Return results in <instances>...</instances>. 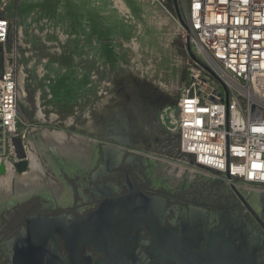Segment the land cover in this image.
Here are the masks:
<instances>
[{
    "label": "rangeland",
    "instance_id": "1",
    "mask_svg": "<svg viewBox=\"0 0 264 264\" xmlns=\"http://www.w3.org/2000/svg\"><path fill=\"white\" fill-rule=\"evenodd\" d=\"M120 1L129 13L122 11ZM120 1L0 0V19L11 26L9 42L0 46V74L6 65L15 66L20 121L29 124L22 128L25 151L37 152L27 144L32 131L33 135L45 129L62 131L93 145L96 141L160 159H153L156 175L162 160L182 166L185 170L163 164L168 175L183 172L179 184L186 180L204 185L205 177H196L193 169L186 170L177 159L178 92L188 78L190 47L178 13L186 23L187 0ZM41 111L44 120L39 119ZM53 115L59 119L53 121ZM89 127L93 132L127 131L133 143L154 141L162 150L155 154L118 145L90 133ZM159 131L165 141L154 137ZM40 132L30 143H37ZM5 158L14 161L10 152ZM47 173L50 181L57 182L53 170ZM39 206L31 200L14 207L12 229L20 226V216L36 212ZM5 213L11 215L10 210ZM9 231L6 227L0 236Z\"/></svg>",
    "mask_w": 264,
    "mask_h": 264
},
{
    "label": "built area",
    "instance_id": "2",
    "mask_svg": "<svg viewBox=\"0 0 264 264\" xmlns=\"http://www.w3.org/2000/svg\"><path fill=\"white\" fill-rule=\"evenodd\" d=\"M188 78L178 92L177 152L196 177L230 190L264 192V0H187ZM0 19V46L10 40ZM19 84L0 74V157L19 162ZM9 160L8 158H5Z\"/></svg>",
    "mask_w": 264,
    "mask_h": 264
},
{
    "label": "flooded vegetation",
    "instance_id": "3",
    "mask_svg": "<svg viewBox=\"0 0 264 264\" xmlns=\"http://www.w3.org/2000/svg\"><path fill=\"white\" fill-rule=\"evenodd\" d=\"M107 145L95 144L84 166L77 160L63 161L55 157L52 163L58 177L57 182L65 187L62 198L50 188L45 194L22 201L24 204L36 200L40 206L36 212L20 216L22 219L20 218L19 227L12 229L15 222L14 207L22 204L0 203V232L6 230V227L11 229L8 235L0 236V264H13L16 246L19 241L28 239L27 223L33 217L42 220L35 222V228H44V224L61 216H67L70 225L97 211L109 200L142 194L166 200L165 207L158 212L160 223L165 229L199 238L208 231L218 229L224 222L230 230L239 234V244L257 255L261 263H264V198H257L258 207L246 205L234 191L209 179L202 181L204 185H194L193 181L188 183L186 180L174 185L163 166L160 167L159 174L153 173L157 162L146 155L120 148L110 150L105 147ZM50 156L53 154L50 153ZM32 209L35 206L31 208L33 212ZM8 210L11 215L5 213ZM3 218L4 229H1ZM191 218L194 219L193 223ZM58 226L56 228L60 229L61 224ZM37 233L35 230L34 234L43 239L37 248L41 257H35L34 263L31 261L30 264H64L68 255L62 237L53 231ZM132 237L127 240L126 250L132 251L133 264H177L171 255L166 256L165 253L162 254V259L153 257L157 251L164 250L154 248L153 237L147 228L140 226L137 231L132 232ZM20 245L23 244L20 242ZM87 253H91L93 260L99 257L88 247L85 255ZM128 264H132L131 260H128Z\"/></svg>",
    "mask_w": 264,
    "mask_h": 264
},
{
    "label": "water",
    "instance_id": "4",
    "mask_svg": "<svg viewBox=\"0 0 264 264\" xmlns=\"http://www.w3.org/2000/svg\"><path fill=\"white\" fill-rule=\"evenodd\" d=\"M179 21L187 28L182 16L178 13ZM190 50V47H189ZM110 150H119L117 147L105 146ZM180 163L194 165V157L188 158L177 152ZM27 156L22 151L19 142V162L14 164L17 172L22 173L28 169ZM0 167V172L4 171ZM223 184L222 181H218ZM236 195L246 205L258 207L257 198H264V192H250L247 190H235ZM166 205V200L148 195H132L123 199H112L102 204L97 211L68 225L67 216H61L49 223L46 227L35 228V222L42 221L38 217L28 220V234L26 240L19 241L13 264L34 263L35 257H41L37 248L40 239L37 233L50 231L60 235L65 243L67 260L64 264H128V260L134 263L132 251H127V240H131L132 232L140 226L147 228L154 241V248L163 249L157 251L154 258L162 259L163 253L171 255L177 264H264L257 255L245 248L240 243V236L234 230H230L226 223L212 232H206L201 237H189L180 231L165 229L160 223L158 212ZM192 223L194 219L191 218ZM58 224L61 228L57 229ZM228 227V228H227ZM41 228V229H40ZM37 233V234H38ZM20 242L23 244L20 245ZM92 249L99 255L93 260L91 253H86V248Z\"/></svg>",
    "mask_w": 264,
    "mask_h": 264
},
{
    "label": "bare ground",
    "instance_id": "5",
    "mask_svg": "<svg viewBox=\"0 0 264 264\" xmlns=\"http://www.w3.org/2000/svg\"><path fill=\"white\" fill-rule=\"evenodd\" d=\"M20 81L23 87V76H21ZM135 109L138 111L137 107H135ZM40 115L42 116V112ZM139 118L141 119L143 116L139 114ZM123 125L126 126L125 128L128 131V124L126 120L123 121ZM140 125L142 128V121ZM88 129L90 133L93 132L90 127ZM127 131L126 134H123L122 132L120 133L117 129L112 133H110L109 130H106L105 132L97 130L93 133H95L97 137L105 139L109 142L122 146L133 147L142 151L149 150L155 154L156 152L159 154L162 150V147L154 141H151L148 144L143 142L133 143ZM154 137H159L162 141H165L166 139V136L160 133V131L154 134ZM36 140L37 143L32 141L30 143L29 140L30 145H33L37 152L29 151L27 153L26 160H28V169L22 173L15 170L14 162L0 157V167L3 166L5 168L3 172H0V203H19L35 195L45 194L50 188H53L58 197L62 198L65 192V187H63V185L59 182L50 181L47 176V170H53V172L56 171L54 163H52L54 161L53 159L58 157L63 159V161L77 160L82 166H84L88 161L91 151L94 150L93 146L95 145V143L93 145L91 141L80 136L70 138L65 132H52L47 129L41 131ZM35 144L38 146V149ZM50 153H52L53 156H50ZM151 159L160 160L153 157H151ZM162 163L168 167H176L179 168V170H185L182 166L171 164L165 160H162ZM192 173H190V175ZM182 174L183 172H180L177 176L174 172H171V174L168 175V178L172 184L178 185Z\"/></svg>",
    "mask_w": 264,
    "mask_h": 264
},
{
    "label": "crops",
    "instance_id": "6",
    "mask_svg": "<svg viewBox=\"0 0 264 264\" xmlns=\"http://www.w3.org/2000/svg\"><path fill=\"white\" fill-rule=\"evenodd\" d=\"M116 1V0H115ZM120 1V0H119ZM120 2H122V1H120ZM117 3L119 4V2L117 1ZM123 3V2H122ZM123 5H124V3H123ZM122 11L123 12H125V13H129V10L126 8V6L124 5V10H123V8H122ZM42 112V111H41ZM40 112V113H41ZM39 119L40 120H44V117H43V113H42V116L39 114ZM52 119H53V121H56V120H58L59 119V116H52ZM52 121V122H53ZM40 122V121H39ZM29 124H27V123H20V126L23 128L24 126H28ZM40 131H36V132H34L35 133V135H36V133H39ZM32 134V135H31ZM31 134H30V136H29V139H28V142H27V144L30 146V147H32L31 145H30V143H29V140H32V139H30L31 137H34L35 135H33V131L31 132ZM69 137H71V136H69ZM95 144H96V146L99 144L98 142H94ZM147 157H149V158H151L150 156H147ZM49 176H51L49 173H47Z\"/></svg>",
    "mask_w": 264,
    "mask_h": 264
}]
</instances>
